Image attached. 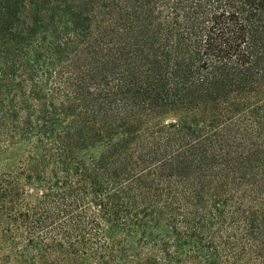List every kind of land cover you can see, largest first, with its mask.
<instances>
[{
    "label": "trees",
    "instance_id": "1",
    "mask_svg": "<svg viewBox=\"0 0 264 264\" xmlns=\"http://www.w3.org/2000/svg\"><path fill=\"white\" fill-rule=\"evenodd\" d=\"M0 264H264V0H0Z\"/></svg>",
    "mask_w": 264,
    "mask_h": 264
}]
</instances>
